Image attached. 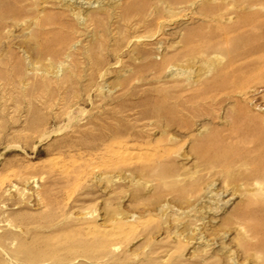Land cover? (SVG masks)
<instances>
[{
    "label": "rangeland",
    "instance_id": "rangeland-1",
    "mask_svg": "<svg viewBox=\"0 0 264 264\" xmlns=\"http://www.w3.org/2000/svg\"><path fill=\"white\" fill-rule=\"evenodd\" d=\"M0 264H264V0H0Z\"/></svg>",
    "mask_w": 264,
    "mask_h": 264
}]
</instances>
